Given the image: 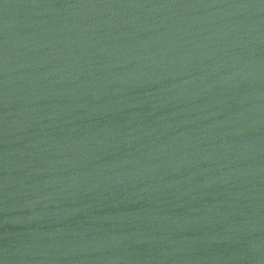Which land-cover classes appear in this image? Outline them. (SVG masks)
Here are the masks:
<instances>
[{"label": "water", "instance_id": "1", "mask_svg": "<svg viewBox=\"0 0 264 264\" xmlns=\"http://www.w3.org/2000/svg\"><path fill=\"white\" fill-rule=\"evenodd\" d=\"M0 264H264V0H0Z\"/></svg>", "mask_w": 264, "mask_h": 264}]
</instances>
